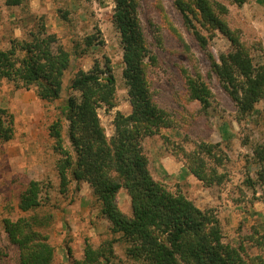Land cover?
Returning a JSON list of instances; mask_svg holds the SVG:
<instances>
[{
  "label": "rangeland",
  "instance_id": "1",
  "mask_svg": "<svg viewBox=\"0 0 264 264\" xmlns=\"http://www.w3.org/2000/svg\"><path fill=\"white\" fill-rule=\"evenodd\" d=\"M209 2L244 44L253 64L264 61V0ZM137 3L147 43L156 56L148 68V83L170 125L142 138L148 169L173 194L184 195L199 209L214 214L225 244L240 248L245 258L257 256L264 234V162L255 150L264 153V97L251 113L241 114L211 62L212 57L221 64L234 50L231 42L199 15H193L196 28L189 27L175 0ZM114 7V0H21L19 5L0 0V50L11 49L13 40L31 41L44 27L57 35L72 59L56 101L40 99L35 87L18 88L0 78V124L14 130L12 139L0 144V264H21L20 250L5 232L4 219L26 215L18 209L19 195L32 180L40 182L43 199L42 208L33 213L49 222L42 232L55 247V264H72L83 258L86 245L97 249L106 241H113L114 254L103 264H147L127 255V242L111 232L88 182L70 181L62 190L57 168L61 155L49 136V126L60 119L65 146L75 156L65 117L69 96L79 95L71 90V80L79 69L88 71L96 61L103 66L110 62L116 78V106L100 104L97 108L108 138L114 134L116 113L132 112ZM92 34L104 43L77 57L85 49V38ZM197 34L205 39L206 48ZM21 57L23 53L18 52ZM194 74L202 76L211 89L207 109L189 93L186 76ZM207 144L214 146L211 153L203 149ZM197 157L204 161L201 169L210 184L192 172L202 167ZM117 201L131 216L125 189Z\"/></svg>",
  "mask_w": 264,
  "mask_h": 264
},
{
  "label": "trees",
  "instance_id": "2",
  "mask_svg": "<svg viewBox=\"0 0 264 264\" xmlns=\"http://www.w3.org/2000/svg\"><path fill=\"white\" fill-rule=\"evenodd\" d=\"M6 2L19 5L21 0ZM114 4L113 22L121 38L123 78L132 112L116 113L114 134L108 138L97 108L100 104L116 106V78L111 64L103 66L96 61L90 70L77 71L70 88L79 95L69 96L65 115L75 156L65 146L62 121L57 119L49 126L54 149L61 155L57 168L62 190L67 189L70 181L88 182L99 201L101 216L110 222L111 232L119 233L127 242L126 253L134 260L147 264H264V234L258 241L262 252L245 258L240 248L223 242L214 214L199 209L184 195L173 194L152 177L142 138L170 126L166 112L154 102L148 83V68L156 62V56L147 43L137 0H114ZM175 5L189 27L196 28L193 15H199L231 42L233 52L221 64L212 57L211 62L240 113H251L264 97V61L253 64L244 44L209 0H175ZM218 6L220 11L227 12ZM197 36L206 48L205 39ZM103 43L95 34L89 35L84 41L85 49L76 56ZM18 52L23 57L18 58ZM71 61V53L59 44L57 35L43 27L31 41L13 40L11 49L0 50V78L18 88L35 87L40 99L52 102L60 98ZM186 83L192 98L203 108H209L213 95L202 76L187 75ZM13 133L12 126L0 124V144L12 139ZM203 146L208 153L214 148L212 144ZM255 154L263 163V150L256 148ZM196 159L202 167L192 172L210 184L201 169L205 168L204 161ZM123 189L131 203V216L122 211L117 201ZM41 190L40 182L30 181L20 192L18 202V209L26 215L16 220L4 219L5 232L20 250L21 264H55V247L42 232L49 222L33 213L43 206ZM68 252L71 257L69 247ZM113 254V241H106L97 249L86 245L83 258L73 260L72 264H103Z\"/></svg>",
  "mask_w": 264,
  "mask_h": 264
},
{
  "label": "crops",
  "instance_id": "3",
  "mask_svg": "<svg viewBox=\"0 0 264 264\" xmlns=\"http://www.w3.org/2000/svg\"><path fill=\"white\" fill-rule=\"evenodd\" d=\"M259 195V194H258Z\"/></svg>",
  "mask_w": 264,
  "mask_h": 264
}]
</instances>
